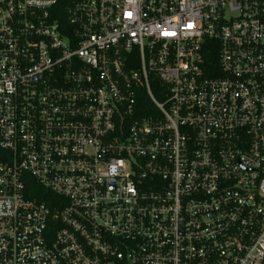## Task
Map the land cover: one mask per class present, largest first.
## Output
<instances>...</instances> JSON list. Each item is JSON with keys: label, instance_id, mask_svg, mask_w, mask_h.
Instances as JSON below:
<instances>
[{"label": "built area", "instance_id": "built-area-1", "mask_svg": "<svg viewBox=\"0 0 264 264\" xmlns=\"http://www.w3.org/2000/svg\"><path fill=\"white\" fill-rule=\"evenodd\" d=\"M0 264H264V0H0Z\"/></svg>", "mask_w": 264, "mask_h": 264}, {"label": "trees", "instance_id": "trees-1", "mask_svg": "<svg viewBox=\"0 0 264 264\" xmlns=\"http://www.w3.org/2000/svg\"><path fill=\"white\" fill-rule=\"evenodd\" d=\"M159 97V96H157ZM140 108L144 109L145 112L150 111V100L146 95H142L137 104ZM27 195L28 198L31 200H36L40 203H45L52 212H56L57 208V201L59 200L58 196L53 194L52 192L44 189L40 186L34 179H29L27 181ZM57 227H55V230Z\"/></svg>", "mask_w": 264, "mask_h": 264}]
</instances>
